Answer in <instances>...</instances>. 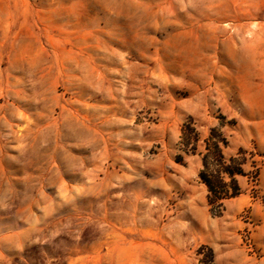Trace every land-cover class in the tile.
<instances>
[{
	"label": "rangeland",
	"instance_id": "rangeland-1",
	"mask_svg": "<svg viewBox=\"0 0 264 264\" xmlns=\"http://www.w3.org/2000/svg\"><path fill=\"white\" fill-rule=\"evenodd\" d=\"M0 264H264V0H0Z\"/></svg>",
	"mask_w": 264,
	"mask_h": 264
},
{
	"label": "trees",
	"instance_id": "trees-1",
	"mask_svg": "<svg viewBox=\"0 0 264 264\" xmlns=\"http://www.w3.org/2000/svg\"><path fill=\"white\" fill-rule=\"evenodd\" d=\"M189 131L194 133V139L189 137ZM198 143L199 138L192 122L184 123L182 144L185 146V153H196ZM204 143L199 177L207 186V201L214 211L216 208H223L226 200L239 194L240 186L237 175L243 174L244 170L236 156H225L223 148L227 145V139L217 133V129H211L210 135L204 140Z\"/></svg>",
	"mask_w": 264,
	"mask_h": 264
}]
</instances>
